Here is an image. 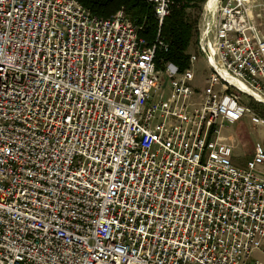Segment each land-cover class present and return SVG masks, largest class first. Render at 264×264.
Instances as JSON below:
<instances>
[{
	"label": "built area",
	"instance_id": "obj_1",
	"mask_svg": "<svg viewBox=\"0 0 264 264\" xmlns=\"http://www.w3.org/2000/svg\"><path fill=\"white\" fill-rule=\"evenodd\" d=\"M147 1L150 45L124 9L0 0V264H264V143L236 167L218 141L263 123L238 93L264 105V0H209L184 70Z\"/></svg>",
	"mask_w": 264,
	"mask_h": 264
},
{
	"label": "trees",
	"instance_id": "obj_2",
	"mask_svg": "<svg viewBox=\"0 0 264 264\" xmlns=\"http://www.w3.org/2000/svg\"><path fill=\"white\" fill-rule=\"evenodd\" d=\"M180 7H173L170 14L164 19L160 28V35L168 45L166 51L157 52V64L171 62L180 70L187 67L186 48L193 36V26L186 19L188 8L200 6L205 0H175ZM83 6L93 15L108 18L121 6L129 18L136 25L142 26L139 36L150 45L157 34L158 25L154 17L153 6L147 0H80ZM251 108H254L250 104ZM253 106V107H252Z\"/></svg>",
	"mask_w": 264,
	"mask_h": 264
},
{
	"label": "rangeland",
	"instance_id": "obj_3",
	"mask_svg": "<svg viewBox=\"0 0 264 264\" xmlns=\"http://www.w3.org/2000/svg\"><path fill=\"white\" fill-rule=\"evenodd\" d=\"M208 1L209 0H205L203 3L200 4V6L188 8L186 10V14H185L186 19L193 26V31H192L193 36L185 51V55L187 56L192 55V54H195V55L198 54L197 52L198 28H199V24L201 21V16H202L201 14H202L203 6ZM170 2H171V9L173 7H176V8L180 7L179 2L177 3L175 0H170ZM120 9H124L125 11V8L122 6L118 10ZM171 9H170V12H171ZM156 65L158 68L161 67V63L156 64ZM194 65H195L194 66L195 76L191 83L192 87L195 89V95L193 96V100H199L201 97V91L204 87L203 80H204L205 75L208 73L207 71L208 64L206 63V60L204 57L198 56L197 61L195 62ZM187 67H188V60H187ZM168 84H169L168 79L165 76H163L161 88L158 91V96L155 97L154 101H157V100L161 101V100L168 99L170 95V89H169ZM238 95L240 97V101L244 103L250 109L251 113L259 116L263 120V123L259 125L252 124L250 121L251 114L250 113L246 114L237 123H230V124L225 123L223 128L220 131L218 141L220 143H224V144L231 146L233 149L232 161L234 162L236 166L244 167L246 161L251 159L253 155V144L258 143V142L264 143V105L256 102L252 97H249L248 95L241 94V93H238ZM250 104H252L254 108H251Z\"/></svg>",
	"mask_w": 264,
	"mask_h": 264
},
{
	"label": "crops",
	"instance_id": "obj_4",
	"mask_svg": "<svg viewBox=\"0 0 264 264\" xmlns=\"http://www.w3.org/2000/svg\"><path fill=\"white\" fill-rule=\"evenodd\" d=\"M255 144H256V143L253 144V148H254V145H255ZM246 162H247V161H246ZM233 163H234V162H233ZM234 165H235V164H234ZM235 166H236V165H235ZM236 167H238V166H236ZM257 171H259V172H261V173L264 174V170H263L262 168H257ZM261 249L264 250V239L262 240V243H261ZM254 254H255L254 257H256V258L260 259L262 262H264V256H262V254L260 253V251H256Z\"/></svg>",
	"mask_w": 264,
	"mask_h": 264
},
{
	"label": "bare ground",
	"instance_id": "obj_5",
	"mask_svg": "<svg viewBox=\"0 0 264 264\" xmlns=\"http://www.w3.org/2000/svg\"><path fill=\"white\" fill-rule=\"evenodd\" d=\"M214 2H216V0H210V4L212 5ZM209 4V5H210ZM242 89H244L245 91L249 92V94H252L250 91H248L246 88L241 87Z\"/></svg>",
	"mask_w": 264,
	"mask_h": 264
}]
</instances>
